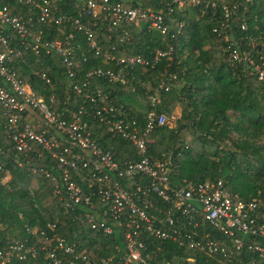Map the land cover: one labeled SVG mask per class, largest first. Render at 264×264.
<instances>
[{
  "label": "trees",
  "instance_id": "obj_1",
  "mask_svg": "<svg viewBox=\"0 0 264 264\" xmlns=\"http://www.w3.org/2000/svg\"><path fill=\"white\" fill-rule=\"evenodd\" d=\"M51 1L56 14L78 15L85 0ZM112 1L157 11L163 16L167 31L162 33L152 28L145 19H140L138 24L123 20L121 28L110 27V19L96 20L93 35L103 53L112 51L149 61L128 67L125 84H112L101 77L89 79L92 85L103 88L106 100L97 98V102H91L84 93H75L71 84L85 80L92 68L117 70L121 63L94 55L87 45L86 34L71 24H52L44 34L49 39L57 36L63 39L68 33L73 35L72 55L79 62L73 80L66 73L62 55L55 50L42 51L40 55L30 51L23 58L15 59L10 64L12 69L48 102L53 97L49 105L54 110L86 107L88 114L84 120L91 139L103 150H109L120 164L137 159L136 150L129 140L106 130L94 114L96 106H114L120 117L136 120L141 130L149 111L169 117L179 106L180 116L174 127L156 126L147 136L148 157L161 158L171 151L178 163L170 174V184L177 185L183 180L182 184L207 179L215 182L222 178L236 199L256 198L264 215V78L259 79L258 71L248 59L238 60L231 55L233 49L239 55L247 52L249 59L264 72V0H188L182 6L172 0ZM5 2L11 4L13 11L23 14L28 7L16 0L2 3ZM85 18L83 15L82 19ZM169 47H172L170 59L167 55L155 59L157 49L165 52ZM40 72L45 73L49 82L41 78ZM90 90L84 91L91 93ZM150 97L158 102L152 105ZM144 98L146 103L142 107L139 100ZM32 119L34 116L28 115L27 121ZM4 121L0 113V247L7 239L23 241L28 236L26 225L41 228L46 221L64 216L61 202L52 191L54 185L61 182L56 159L47 154L36 157L42 148L35 145L27 155L16 152ZM52 131L55 133L54 129ZM56 134L64 145H69L61 133ZM186 134L190 137L188 143ZM72 150L82 151L77 146ZM84 152L89 153L86 149ZM16 155L28 159V164H14ZM76 177L78 179L79 175ZM81 184L84 187V182ZM153 198L158 199L155 202L159 206H167V202L155 195ZM57 232L79 249L91 251L94 264H99L102 257L116 254V243L123 246L121 234L102 235L81 220H67L65 225L58 226ZM142 239L146 245L143 255L151 262L189 264L186 260L189 257L196 259L195 264L221 261L220 256L170 241ZM246 251L231 252L235 258L247 259L250 253ZM21 264H47V260L37 249L35 254L27 253L26 261Z\"/></svg>",
  "mask_w": 264,
  "mask_h": 264
},
{
  "label": "built area",
  "instance_id": "obj_2",
  "mask_svg": "<svg viewBox=\"0 0 264 264\" xmlns=\"http://www.w3.org/2000/svg\"><path fill=\"white\" fill-rule=\"evenodd\" d=\"M187 1L172 0L178 6ZM2 2L0 0V113L5 120L3 125L10 132L9 140L16 152L27 155L35 145L42 148L36 157L47 154L56 159L61 182L56 183L52 191L61 202L64 216L46 221L41 228L26 225L28 236L23 241L7 239L0 247V264H21L26 261L27 253L35 254L37 249L44 253L47 264H94L91 251L79 249L58 234V226L65 225L67 220H81L102 235L121 234L123 246L116 243V254L102 257L99 264H160L144 257L146 245L142 238L146 237L220 256L218 264H264V215L256 198L236 199L222 178L215 182L207 179L196 184H182L183 180L177 185L170 184V174L178 163L173 153L170 151L155 159L148 157L147 136L156 126L166 124L164 113L149 111L141 130L136 120L120 117L114 106H96L94 114L106 130L129 140L136 150L137 159L120 164L109 150H103L91 139L84 120L88 114L86 107L54 110L49 105L54 98L48 102L23 82L10 65L30 51L40 55L42 51L55 50L62 55L66 73L73 80L79 66L72 55L73 35L68 33L63 39L59 36L49 39L44 34L52 24H71L86 34L87 45L94 55L121 63L117 70L92 68L85 80L71 84L75 93H84L91 102H97V98L104 101L107 95L103 88L92 85L89 79L101 77L112 84H125L128 67L149 61L140 56H120L112 51L103 53L93 35L92 26L96 25V20L110 19V27L121 28L123 20L138 24L140 19H145L152 28L164 33L167 28L163 16L154 10L127 7L112 0H85L78 15L56 14L51 0H16L18 4L28 6L24 14L13 11L10 3ZM171 52L172 47L165 52L157 49L155 59L165 55L170 59ZM231 55L238 60L248 59L258 71L259 79L264 78L263 70L249 59L247 52L239 55L233 49ZM83 60H86L85 56ZM39 74L49 82L44 72ZM85 89H91V93ZM150 99L152 105L158 102L154 97ZM28 115L34 119L27 121ZM57 132L69 145H64ZM74 146L82 151L72 150ZM85 149L89 153L86 154ZM13 163L25 165L28 159L16 155ZM31 170L35 172V168ZM73 175H79V178ZM154 195L167 202V206L163 208L156 204L158 199H154ZM189 225L190 229L187 228ZM232 250H247L250 257L235 258ZM180 260L184 258L180 257ZM186 260L189 264L196 263L193 257Z\"/></svg>",
  "mask_w": 264,
  "mask_h": 264
},
{
  "label": "rangeland",
  "instance_id": "obj_3",
  "mask_svg": "<svg viewBox=\"0 0 264 264\" xmlns=\"http://www.w3.org/2000/svg\"><path fill=\"white\" fill-rule=\"evenodd\" d=\"M123 1H126V0H123ZM136 103L138 104V102H136ZM139 103L143 107V105L146 103L145 98L139 100ZM179 116H180V107L176 106L174 108L171 116L167 117V120H166L167 126L168 127H174ZM185 139H186V141H185L186 143H188L190 141V137L188 136V134H186Z\"/></svg>",
  "mask_w": 264,
  "mask_h": 264
}]
</instances>
